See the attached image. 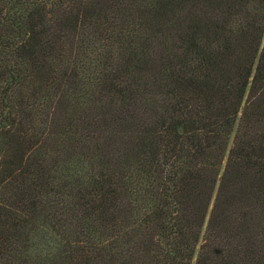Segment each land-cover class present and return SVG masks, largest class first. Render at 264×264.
<instances>
[{"label":"trees","instance_id":"1","mask_svg":"<svg viewBox=\"0 0 264 264\" xmlns=\"http://www.w3.org/2000/svg\"><path fill=\"white\" fill-rule=\"evenodd\" d=\"M0 264H264V0H0Z\"/></svg>","mask_w":264,"mask_h":264}]
</instances>
